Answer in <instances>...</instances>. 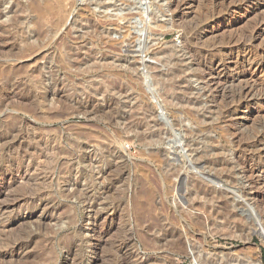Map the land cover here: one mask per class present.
<instances>
[{"label":"rangeland","instance_id":"rangeland-1","mask_svg":"<svg viewBox=\"0 0 264 264\" xmlns=\"http://www.w3.org/2000/svg\"><path fill=\"white\" fill-rule=\"evenodd\" d=\"M14 1L0 6V264H264V0H217L208 19L212 0H176L175 19L172 0ZM219 64L236 79L205 84ZM241 86L257 99L239 103Z\"/></svg>","mask_w":264,"mask_h":264},{"label":"bare ground","instance_id":"bare-ground-1","mask_svg":"<svg viewBox=\"0 0 264 264\" xmlns=\"http://www.w3.org/2000/svg\"><path fill=\"white\" fill-rule=\"evenodd\" d=\"M2 1H4V0H2ZM1 0H0V6H2L1 4L3 3ZM34 1V0H33ZM219 1V0H218ZM218 1L217 0H212V2H211V10L210 11H204V12H207V14H206V19H208V18H211V17H213V16H215L216 15V13H217V8H218ZM233 1V0H232ZM239 2V1H238ZM237 2V3H238ZM18 1L17 0H15L14 1V4L12 5V7H17L18 6ZM223 3V2H222ZM225 4V3H224ZM223 4V5H224ZM245 4V3H244ZM222 6V5H221ZM226 6V5H225ZM39 7V6H38ZM169 7H170V10L169 11H172V13H173V19H175V18H177V17H180L182 14H180L181 12H182V7H181V5H180V3H179V1H176V0H172L171 2H170V5H169ZM227 7V6H226ZM28 8V7H27ZM229 8V7H228ZM14 9V8H13ZM39 9V8H38ZM219 9H221V8H219ZM227 9V8H226ZM207 10H208V8H207ZM222 10H225L224 8L222 9ZM228 10V9H227ZM226 10V11H227ZM42 12V11H41ZM127 17V16H126ZM205 18V17H204ZM205 19V20H206ZM203 20V19H202ZM85 21V20H84ZM89 21V20H88ZM175 21V20H174ZM67 22V21H66ZM176 22H177V20H176ZM200 22H202V21H200ZM179 23V22H178ZM177 23V24H178ZM199 23V22H198ZM197 23V24H198ZM14 24V23H13ZM182 24V23H181ZM185 24V23H184ZM197 24H195V26L194 27H188L189 25H191V24H188V26H187V24L186 25H181V28L185 31V33H186V35H185V39H184V46H185V48H186V51H188L190 54H191V57L193 58V57H197L196 55H198V54H196L195 53V51H194V49L192 48L193 46H192V42L194 41L193 39H194V32L196 31V30H198V28H199V25H197ZM8 25V24H7ZM194 24H192V26H193ZM202 25V24H201ZM4 26V25H3ZM2 26V27H3ZM14 26H15V24H14ZM11 27V26H10ZM15 28V27H14ZM91 28L93 29V31H95V32H99L100 30H99V27H98V25H96V24H92L91 25ZM100 28H101V26H100ZM5 29V28H4ZM35 29V28H34ZM103 29V28H102ZM179 29V28H178ZM180 30V29H179ZM106 31V30H105ZM105 31H103V32H105ZM143 31V30H142ZM199 31V30H198ZM257 31V30H256ZM17 32V31H16ZM139 32V31H138ZM3 33H5V32H3ZM33 33H34V31H33ZM41 33V32H40ZM66 33V32H65ZM100 33H102V32H100ZM107 33V32H106ZM182 33V32H181ZM188 33H189V37H188ZM21 34H22V32H21ZM20 34V35H21ZM35 34H36V31H35ZM252 33H250V35H251ZM39 35H41V34H39ZM43 35V34H42ZM191 35V36H190ZM253 35V34H252ZM16 36V35H15ZM36 37H38V36H36ZM58 37V36H57ZM103 37H104V33H103ZM197 37V36H196ZM244 37H246V36H244ZM244 37H243V39H244ZM248 37V36H247ZM254 38V37H253ZM252 38V39H253ZM255 38H256V36H255ZM198 39V38H197ZM197 39H196V41H197ZM242 39V38H241ZM242 39V40H243ZM110 40V39H109ZM250 39H248V41H249ZM254 40V39H253ZM30 41V40H29ZM40 41V40H39ZM245 41H246V39H245ZM22 42V41H21ZM56 42V41H55ZM241 42V41H240ZM247 42V41H246ZM2 43V42H1ZM26 43V42H25ZM104 43V42H103ZM194 44H195V41H194ZM243 44H245V43H243ZM248 44V43H247ZM8 45V44H7ZM6 45V46H7ZM51 45V44H50ZM238 45V44H237ZM8 46H10V45H8ZM24 46V45H23ZM27 46V45H26ZM46 46V45H45ZM104 46V45H103ZM243 46V45H242ZM245 46H246V44H245ZM244 46V47H245ZM4 47V46H3ZM49 47V46H48ZM57 47V46H56ZM106 47H108V46H106ZM105 47V48H106ZM109 47L111 48L112 46L111 45H109ZM22 48V47H21ZM50 48V47H49ZM82 48V47H81ZM86 48V47H85ZM227 48V47H226ZM238 48H240L239 46H238ZM45 49V48H44ZM51 49V48H50ZM88 49V48H87ZM92 49V48H91ZM109 49V48H108ZM231 49V48H230ZM14 50V49H13ZM16 50V49H15ZM43 50V49H42ZM41 50V51H42ZM74 50V49H73ZM76 50H77V48H76ZM155 50V49H154ZM222 50V49H221ZM225 50V49H224ZM92 51V50H91ZM96 51V50H95ZM200 50H198V52H199ZM223 51V50H222ZM231 51V50H230ZM78 52H79V50H78ZM197 52V53H198ZM219 52V51H218ZM85 53V52H84ZM104 53V52H103ZM159 53V52H158ZM165 53H167V51L165 52ZM226 53V52H225ZM99 54V53H98ZM161 55V54H160ZM201 56H203L202 54H200ZM207 55L208 54H205L204 53V57L201 59V60H199V62H198V64L200 65V66H203V65H205L207 62H209L208 61V57H207ZM219 55V54H218ZM262 55V54H261ZM77 56V55H76ZM170 56V55H169ZM211 56V55H210ZM215 56V55H214ZM217 56V55H216ZM79 57V56H78ZM77 57V58H78ZM81 57V56H80ZM260 57H262L263 58V55L262 56H260ZM76 58V59H77ZM168 58V57H167ZM162 59V58H161ZM171 59V58H170ZM169 59V60H170ZM194 59V58H193ZM256 59V58H255ZM260 59V58H259ZM168 60V61H169ZM210 60V59H209ZM248 60V59H247ZM254 60V59H253ZM195 61V60H194ZM198 61V60H197ZM212 61V60H211ZM243 61V60H242ZM256 61V60H255ZM264 61V60H263ZM196 62V61H195ZM169 63V62H168ZM257 64H255L256 65V67L254 68V71L255 70H258V69H262V67H263V63L262 62H256ZM242 64V63H241ZM251 64V63H250ZM131 65L132 64H129L128 66L129 67H131ZM209 65V64H208ZM220 65V64H219ZM223 64H221L220 66H214V67H212V68H210V69H205V68H203V71H202V69H201V72H202V74H201V76H200V78H201V80H204L206 83L205 84H215V85H217L216 87L217 88H219L218 86L221 84H226L227 82H229L230 81V79H232L231 80V82L232 81H234L235 79H236V75L235 76H230V75H227V73L225 72V70H226V68H224L223 66H222ZM243 65V64H242ZM252 65V64H251ZM250 65V66H251ZM254 65V64H253ZM77 66V65H76ZM134 66V65H133ZM209 66H211V65H209ZM205 67V66H204ZM244 67V66H243ZM132 68V67H131ZM135 69V68H134ZM240 69H242V68H240ZM262 71V70H261ZM239 72V71H238ZM253 72V71H252ZM55 73V72H54ZM54 75V74H53ZM170 75H171V77L172 76H177L178 75V73H177V71H171V73H170ZM224 76V78H220V76ZM20 77V76H19ZM32 77V76H31ZM170 77V76H169ZM181 77V76H180ZM237 77H238V75H237ZM55 78V77H54ZM105 78V77H104ZM246 79V78H245ZM54 80V79H53ZM237 80H238V78H237ZM240 80V79H239ZM39 81V80H38ZM242 81V80H241ZM246 81V80H245ZM37 82V81H36ZM247 82V81H246ZM39 83V82H38ZM42 83V82H41ZM179 83V82H178ZM243 83V82H242ZM35 84V83H34ZM44 84V83H43ZM51 84V83H50ZM56 84V83H55ZM252 84V83H251ZM257 90H259L262 94H264V79H262V80H259L258 82H257ZM221 85H220V87H221ZM234 86H236V85H234ZM240 86V85H239ZM249 86V85H248ZM223 87V86H222ZM232 87H233V85H232ZM238 87V86H237ZM212 88V87H211ZM217 88H215V91H216V93H217ZM225 88V87H224ZM255 88V89H256ZM236 90H237V88H235ZM245 89H247V88H245ZM213 91H214V88L212 89ZM243 88H242V86L240 87V89H239V92H237L238 94H237V97L239 98L238 99V102L239 103H242V102H245V105L246 104H250L252 101H255L256 99H257V95L249 88V90H251L252 92H248L246 95L245 94H243V95H245V96H243V95H241V93L243 92ZM64 91V90H63ZM222 91V90H221ZM224 91V90H223ZM238 91V90H237ZM246 91V90H245ZM37 92V91H36ZM219 92V91H218ZM233 92V91H232ZM257 92V91H256ZM64 93V92H63ZM244 93V92H243ZM225 94H227V93H225ZM230 94H231V92H230ZM233 94H235V91H234V93ZM167 95V94H166ZM222 95H224V93L222 92ZM56 96V95H55ZM228 96H229V94H228ZM240 96V97H239ZM54 97V96H53ZM233 97V96H232ZM51 98H52V96H51ZM61 96H57V99L60 101L61 100ZM224 98V97H223ZM226 98V97H225ZM224 98V99H225ZM56 99V100H57ZM170 99V98H169ZM176 99V98H175ZM234 99H235V97H234ZM88 102V101H87ZM70 103V102H69ZM238 103V104H239ZM61 105V104H60ZM170 105V104H169ZM62 106V105H61ZM172 107V106H171ZM79 108V107H78ZM86 110H88V109H86ZM80 111V110H79ZM92 111V110H91ZM227 111V110H226ZM230 111V110H229ZM62 113V112H61ZM64 113V112H63ZM76 113V112H75ZM59 114V113H58ZM187 115V114H186ZM149 117V116H148ZM107 118H108V116H107ZM127 120V119H126ZM137 123V122H136ZM128 124V123H127ZM130 124V123H129ZM148 125V124H147ZM129 126V125H128ZM131 126V125H130ZM130 129V128H129ZM153 131V130H152ZM154 132V131H153ZM158 133V132H157ZM189 133H191V132H189ZM144 135V134H143ZM147 135V134H146ZM190 135V134H189ZM156 138V137H155ZM158 143V142H157ZM83 145V144H82ZM43 146V145H42ZM189 146V145H188ZM80 147V146H79ZM206 147H208V146H206ZM29 148V147H28ZM52 148V147H51ZM207 149V148H206ZM207 151V150H206ZM204 152V151H203ZM40 153V152H39ZM207 154H208V152H207ZM22 157V156H21ZM40 157V156H39ZM200 157V156H199ZM254 158V157H253ZM246 159V158H245ZM256 159V158H255ZM214 160V159H213ZM85 161V160H84ZM90 161V160H89ZM198 161V160H197ZM237 161H238V159H237ZM244 162H240V164H242L243 165V168H244V171H246L247 173L249 172V173H251V174H253L254 175V173L256 172V171H258L261 167H262V165H261V163H260V161H254V163L253 164H251L250 166H248V164L246 163V161L245 160H243ZM211 162V161H210ZM33 163V162H32ZM208 163V162H207ZM216 163V162H215ZM214 163V164H215ZM206 164V163H205ZM209 164V163H208ZM213 164V163H212ZM239 164V165H240ZM87 165V164H86ZM219 165H225V162H219L218 164H217V166H219ZM26 166V165H25ZM34 166V165H33ZM215 166V165H214ZM216 166V167H217ZM90 167V166H89ZM16 168V167H15ZM17 168H19V166L17 167ZM21 168V167H20ZM23 168V167H22ZM14 169V168H13ZM243 170V169H242ZM15 171H16V169H15ZM14 171V172H15ZM22 171H26V170H22ZM176 171V170H175ZM227 172V171H226ZM260 172V171H259ZM20 173V172H19ZM21 174H22V172H21ZM20 174V175H21ZM245 174V173H244ZM89 175V174H88ZM217 175V174H216ZM221 175H222V173H221ZM247 175H249V174H247ZM44 176V175H43ZM3 177V176H2ZM224 177V176H223ZM227 177V176H226ZM225 177V178H226ZM3 178H5V177H3ZM231 178V177H230ZM233 178V177H232ZM249 178H251V177H249ZM6 179V178H5ZM3 181V180H2ZM5 181H7V180H5ZM11 182V181H10ZM200 182V181H199ZM68 183V182H67ZM186 185V184H185ZM8 186V185H7ZM199 187V186H198ZM187 188V187H186ZM195 188V187H194ZM204 188V187H203ZM202 188V189H203ZM197 189V188H196ZM201 190V188L198 190V191H200ZM194 191V190H193ZM202 192H203V194H207V191L209 192V190H201ZM41 192V191H40ZM214 192V191H213ZM212 192V193H213ZM107 193V192H106ZM195 193V192H194ZM86 194V193H85ZM202 194V195H203ZM36 196V195H35ZM255 197H258V196H255ZM262 197V196H261ZM27 198V197H26ZM28 198H30V197H28ZM28 198H27V200H28ZM38 198V197H37ZM32 199V198H31ZM261 199H263V200H261V201H263V204H264V197L263 198H261ZM16 200H18V201H15L13 204H14V206L15 205H18L19 203H20V200H19V198H17ZM25 200V199H24ZM30 200V199H29ZM34 200V199H33ZM257 200V199H256ZM24 202V201H23ZM259 202V201H258ZM22 203V202H21ZM25 203H27V201L25 202ZM30 205V204H29ZM262 205V204H261ZM264 208V207H263ZM264 211V210H263ZM94 222V221H93ZM97 222V221H96ZM95 226V225H94ZM154 227V226H153ZM157 227V226H156ZM149 228V227H148ZM160 228V227H159ZM172 228V227H171ZM157 229V228H156ZM174 229V228H173ZM148 230V229H147ZM262 231H263V234H264V225L262 226ZM155 232V231H154ZM170 232V231H169ZM174 232V231H173ZM102 233V232H101ZM156 234V233H155ZM101 235V234H100ZM157 235V234H156ZM178 236V235H177ZM177 239H178V237H177ZM152 240V241H151ZM166 240V239H165ZM148 241H149V237H148ZM150 241L152 242V243H154V241H155V243H158V242H160L158 239H157V236H155L154 238L152 237L151 239H150ZM178 241V244H180L181 245V239H178L177 240ZM185 245V244H184ZM182 247H183V244H182ZM181 251V250H180Z\"/></svg>","mask_w":264,"mask_h":264}]
</instances>
